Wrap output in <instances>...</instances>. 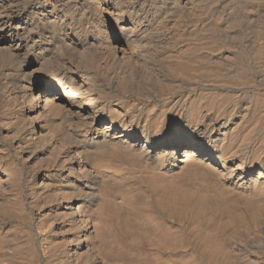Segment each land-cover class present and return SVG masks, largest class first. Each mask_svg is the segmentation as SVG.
Here are the masks:
<instances>
[{
  "label": "bare ground",
  "instance_id": "bare-ground-1",
  "mask_svg": "<svg viewBox=\"0 0 264 264\" xmlns=\"http://www.w3.org/2000/svg\"><path fill=\"white\" fill-rule=\"evenodd\" d=\"M263 106L264 0H0V264H264Z\"/></svg>",
  "mask_w": 264,
  "mask_h": 264
},
{
  "label": "rangeland",
  "instance_id": "rangeland-1",
  "mask_svg": "<svg viewBox=\"0 0 264 264\" xmlns=\"http://www.w3.org/2000/svg\"><path fill=\"white\" fill-rule=\"evenodd\" d=\"M263 110H264V106H263V109L260 108L257 111V113L253 116L254 118H252L249 121L248 124L247 123L244 124V126H243L244 128H241L240 132L238 133V140L240 139L239 140V144L244 143L246 141V143H249L250 145L252 144L251 146H254L255 147V145H257L258 143L260 144V142L261 143L264 142V132H263L264 131V111ZM262 112H263V114H261ZM261 117H263V118H261ZM251 125H252V127L250 128L249 126H251ZM259 127H260V131H258L259 130ZM247 128H249V129H247ZM239 148H240L239 145H237V147L235 148V150H237ZM151 208H150V212L152 213V215H154V216H159L160 215V213L158 212V210H156L154 207H151ZM190 216L192 217V215H190ZM203 218H200L198 220V225H200V227L203 226L204 228H206V223H205L206 221L205 220L203 221ZM204 219H206V218H204ZM203 227H201V228L204 229ZM116 230L117 229H114L113 230L114 232L112 231V234H111L113 240L115 239L114 241H115V243L117 242L116 245L118 247L120 246L119 248L124 249V250L126 249V251H128L129 253L132 251L130 254L134 257V264H138L137 263L138 261L140 263L141 260H142V262H141L142 264H144L145 260L151 262L152 259L154 258V257H152L153 256L152 254H154V253L156 255H158V256H162L161 254H164V252H162L160 254V251H157L159 249H157L155 246H152V245L148 244L147 242L143 244V240L142 241L141 240H138L137 241L138 244H137L134 241H131V239L129 237H127L126 235L124 236V234H122L119 230H117V231ZM180 232H181L180 233V240L182 241V245L180 247L175 248V250L174 249H171L172 251L170 250V252H169V250H167V257H168V259H171L173 261H176L177 260L179 262H180V259H181V261H184L185 263L196 262V260L198 262V260L201 259L200 258L201 256L199 255L198 251H196L198 249H197V243H196V240H195V234L193 233L194 230H190V229L187 228V230H181ZM184 244H185V246H184ZM137 252H138V254H137ZM168 253H169V255H168ZM180 253H182V254H180ZM171 254H172V257H171ZM186 254H188V255H186ZM143 259H144V261H143Z\"/></svg>",
  "mask_w": 264,
  "mask_h": 264
}]
</instances>
